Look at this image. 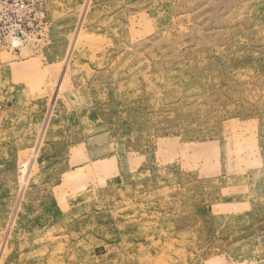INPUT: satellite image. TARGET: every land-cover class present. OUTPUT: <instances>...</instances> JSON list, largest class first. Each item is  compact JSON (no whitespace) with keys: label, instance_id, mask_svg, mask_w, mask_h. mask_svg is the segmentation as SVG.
I'll use <instances>...</instances> for the list:
<instances>
[{"label":"rangeland","instance_id":"rangeland-1","mask_svg":"<svg viewBox=\"0 0 264 264\" xmlns=\"http://www.w3.org/2000/svg\"><path fill=\"white\" fill-rule=\"evenodd\" d=\"M0 264H264V0H0Z\"/></svg>","mask_w":264,"mask_h":264}]
</instances>
